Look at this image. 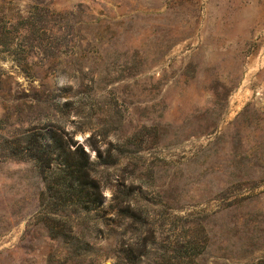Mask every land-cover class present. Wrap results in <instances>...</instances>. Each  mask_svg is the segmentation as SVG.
Here are the masks:
<instances>
[{"label": "rangeland", "instance_id": "1", "mask_svg": "<svg viewBox=\"0 0 264 264\" xmlns=\"http://www.w3.org/2000/svg\"><path fill=\"white\" fill-rule=\"evenodd\" d=\"M0 264H264V0H0Z\"/></svg>", "mask_w": 264, "mask_h": 264}, {"label": "trees", "instance_id": "2", "mask_svg": "<svg viewBox=\"0 0 264 264\" xmlns=\"http://www.w3.org/2000/svg\"><path fill=\"white\" fill-rule=\"evenodd\" d=\"M27 141L31 143L30 139ZM46 145L48 148L36 143L25 149L29 151V156L35 159L42 171L49 172V176L53 175L55 178L53 183L58 185L59 196L63 195L66 200L78 201V203L85 201L84 207L88 202H96L102 197L100 183L92 175L93 168L90 166L89 154L81 145L74 150L66 148L70 146L63 137L60 138L61 148ZM75 152L81 155V159L73 155Z\"/></svg>", "mask_w": 264, "mask_h": 264}]
</instances>
